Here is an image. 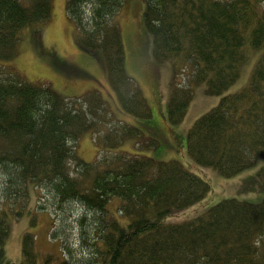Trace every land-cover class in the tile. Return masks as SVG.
Listing matches in <instances>:
<instances>
[{
  "label": "trees",
  "instance_id": "16d2710c",
  "mask_svg": "<svg viewBox=\"0 0 264 264\" xmlns=\"http://www.w3.org/2000/svg\"><path fill=\"white\" fill-rule=\"evenodd\" d=\"M126 2L68 0L67 13L78 46L106 68L121 109L150 119L152 110L126 69L121 25ZM52 12L53 0H0V61L16 57L24 35L41 31ZM145 20L153 58L172 60L175 75L186 72L185 85L174 82L171 125L184 122L194 86L206 84L209 95L222 96L189 129L190 158L227 178L264 159V0H147ZM256 52L247 84L225 95ZM88 132L104 152L92 162L77 152ZM143 136L141 129L116 120L96 89L68 98L0 66V264H16L5 249L9 215L25 214L29 182L38 189L40 210L65 216L74 205L84 210L77 221L89 252L70 260L63 250L60 264H264V201L225 199L195 219L168 223L212 188L179 160L115 151L128 139L141 147L158 145ZM113 198L121 200L118 215L109 209ZM22 253L21 264L55 260L39 254L30 232Z\"/></svg>",
  "mask_w": 264,
  "mask_h": 264
},
{
  "label": "rangeland",
  "instance_id": "374dc122",
  "mask_svg": "<svg viewBox=\"0 0 264 264\" xmlns=\"http://www.w3.org/2000/svg\"><path fill=\"white\" fill-rule=\"evenodd\" d=\"M67 2L68 0H53L51 21L37 33H26L19 43L16 57L9 61H0V66L13 68L26 81L45 83L64 97L80 96L93 89L100 91L116 120L141 129L144 132V141H158L155 147H141L136 144L135 139H128L116 152L138 154L158 161L179 160L187 170L210 183L212 190L202 202L168 217V223L195 219L225 199L236 198L255 204L263 202L264 159L258 160L253 167L237 176L227 178L213 168L198 165L188 154L189 129L199 118L217 107L222 96L209 95L206 84L194 86V98L184 122L179 125L169 123L174 82L181 81L185 85L187 77L185 71L175 75L172 60L158 61L151 55L153 39L145 20L147 0H127L122 10L121 25L126 49V69L136 80L152 110L150 119L136 117L121 109L104 65L94 55L78 46L75 40V23L67 13ZM259 56V52H256L240 79L225 95L235 93L247 84ZM77 152L86 162L95 161L104 153L100 152L92 132L82 136ZM28 191L30 200L25 214L21 217L14 213L9 215L10 234L5 246L8 257L16 264L22 263L23 237L30 232L35 235L39 254L43 257L51 254L55 258L51 264H60L65 255L70 260L71 255L73 259L84 258L89 250H84L88 248L83 246L82 226L77 221L79 216L85 215L84 210L74 205L65 213L68 220H63L65 215L61 213L54 214L51 210L38 208L39 192L32 182L28 183ZM120 201L119 198H113L109 204L110 211L115 215H118L117 204ZM3 202L4 198L0 193V209ZM15 209L22 210V207L16 204ZM55 231L63 233L55 237ZM93 235L92 232L91 236Z\"/></svg>",
  "mask_w": 264,
  "mask_h": 264
},
{
  "label": "crops",
  "instance_id": "0c3cea01",
  "mask_svg": "<svg viewBox=\"0 0 264 264\" xmlns=\"http://www.w3.org/2000/svg\"><path fill=\"white\" fill-rule=\"evenodd\" d=\"M154 63L156 64V62H154ZM132 142H133V141H132ZM137 142H138V141L136 140V144H137Z\"/></svg>",
  "mask_w": 264,
  "mask_h": 264
}]
</instances>
